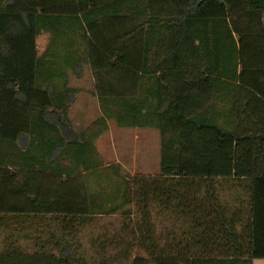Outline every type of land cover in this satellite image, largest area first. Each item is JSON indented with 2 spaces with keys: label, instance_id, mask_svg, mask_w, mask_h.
Returning <instances> with one entry per match:
<instances>
[{
  "label": "trees",
  "instance_id": "1",
  "mask_svg": "<svg viewBox=\"0 0 264 264\" xmlns=\"http://www.w3.org/2000/svg\"><path fill=\"white\" fill-rule=\"evenodd\" d=\"M57 15L82 36L73 72L89 63L94 77L100 115L83 129L69 115L78 88L57 67L63 58L36 42ZM108 120L159 129L158 173L102 163L95 140ZM116 213L118 225L91 232L95 216ZM165 216L177 229H155ZM255 257L264 0H0V264Z\"/></svg>",
  "mask_w": 264,
  "mask_h": 264
},
{
  "label": "rangeland",
  "instance_id": "2",
  "mask_svg": "<svg viewBox=\"0 0 264 264\" xmlns=\"http://www.w3.org/2000/svg\"><path fill=\"white\" fill-rule=\"evenodd\" d=\"M50 25V27H49ZM69 25L67 22L60 23L51 21L42 26L40 34L36 40L39 46L40 54L49 49L53 55L63 58L57 67L70 70V83L76 85L78 90L69 108L71 118L91 117L99 114V103L93 98V74L89 63H83L78 74L73 72L72 63L76 64V48H82V36L78 34L67 33ZM70 29V28H69ZM58 31V33H56ZM44 32L48 33L49 39ZM79 51V50H78ZM55 67V66H54ZM109 126L97 140L98 152L102 163L113 164L122 172L130 174L152 175L159 171L160 159V131L156 127L146 126H118L113 120H109ZM119 214H109L95 216L91 220L90 230L92 233L102 226L113 228L120 222ZM156 230L160 231L162 227L177 229L173 223V218L168 216L157 217ZM85 246H88L86 239L82 240ZM113 250V249H112ZM133 253H144L143 249L133 246ZM253 264H264V257H255Z\"/></svg>",
  "mask_w": 264,
  "mask_h": 264
},
{
  "label": "crops",
  "instance_id": "3",
  "mask_svg": "<svg viewBox=\"0 0 264 264\" xmlns=\"http://www.w3.org/2000/svg\"><path fill=\"white\" fill-rule=\"evenodd\" d=\"M64 17L63 16H61V15H57V17L56 18H54L55 20L54 21H56V22H58V24L60 25V23L62 24V23H64V22H66L65 21V19H63ZM49 27H50V25H49ZM40 34V33H39ZM44 34H46L47 35V39H49V35H48V33H46V32H44ZM38 36V35H37ZM37 38V37H36ZM36 42H37V40H36ZM39 47V46H38ZM80 72V71H79ZM66 73H67V79H68V83H69V85H71L72 83H70V78H69V75H70V70L68 69V71H66ZM76 74H78V73H76ZM93 80H94V77H93ZM71 86H73V87H77L75 84L74 85H71ZM77 88H79V87H77ZM92 95H93V98L94 99H96L97 100V96L94 94V84H93V89H92ZM98 101V100H97ZM100 115V110H99V114L98 115H96V116H91V117H83L82 119H79V118H76V119H74V118H71V122H72V124H73V126H74V128L75 129H83V128H85L91 121H93L96 117H98ZM108 122H109V120H108ZM108 126H109V124H108ZM106 131V130H105ZM101 135V134H100ZM99 135V136H100ZM99 136L96 138V140H95V145H96V148H97V150H99V148H98V145H97V140L99 139Z\"/></svg>",
  "mask_w": 264,
  "mask_h": 264
}]
</instances>
